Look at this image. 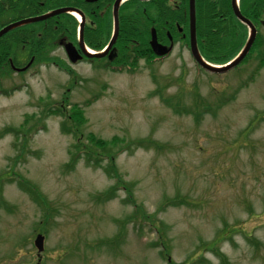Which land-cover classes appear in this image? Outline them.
Segmentation results:
<instances>
[{
    "label": "rangeland",
    "instance_id": "374dc122",
    "mask_svg": "<svg viewBox=\"0 0 264 264\" xmlns=\"http://www.w3.org/2000/svg\"><path fill=\"white\" fill-rule=\"evenodd\" d=\"M63 55L48 52L62 65ZM256 55L218 77L179 44L130 72L97 58L0 80V264H38L39 234L41 264H264V67ZM75 136L103 144L120 186L86 166L79 145L75 170L64 168ZM103 150L91 165L110 166L97 156ZM20 181L48 199L49 221ZM135 202L164 225L168 253L153 246L158 233L136 218Z\"/></svg>",
    "mask_w": 264,
    "mask_h": 264
},
{
    "label": "flooded vegetation",
    "instance_id": "af4514ba",
    "mask_svg": "<svg viewBox=\"0 0 264 264\" xmlns=\"http://www.w3.org/2000/svg\"><path fill=\"white\" fill-rule=\"evenodd\" d=\"M116 0H0V33L7 27L17 24L21 21L31 20L35 18H40L45 15L60 12L54 16L48 17L47 19L30 23L21 27L12 29L11 31L3 34L0 38V69H7L13 66L15 68H22L25 66L36 67L42 66L49 62L45 57L52 53V50L59 51L62 53L64 64H57L66 66L69 62V58L66 53V47L68 43H72L76 50L81 54L80 44L76 39V35L73 34L74 21L70 13L71 10H78L85 16V27H84V40L85 43L90 45V43H103L105 40V34L102 26H105L107 16L112 17V5ZM156 1V0H153ZM161 1V0H159ZM171 9H179L182 11V5L184 3H190L191 0H162ZM207 0H195L197 13L200 11L198 2ZM238 3L241 13L244 17L251 21L257 30L256 39L254 42L253 50H257L261 45L260 41L256 42L257 38L264 33V0H208L211 4L213 13L211 16L213 20L215 18L216 27L212 30V39H202L201 43L208 45L207 48L219 49V50H241L242 47L239 46L240 39H234V36H240L239 31L231 30H219V26L225 23L224 17L229 19L231 25L239 27V24L247 29V34L249 32L248 27L240 22L234 15L233 3ZM221 2V4H220ZM199 3V4H200ZM255 8L250 9L251 6ZM134 10V11H133ZM134 13H130L129 16H136L135 8H132ZM176 11V10H175ZM186 17L189 16V5L188 9L184 11ZM152 13H158L155 9ZM184 13V15H185ZM238 22L233 21L234 19ZM97 21V25L100 28V34L97 36H89L91 32H95L98 28H89ZM179 25V22H177ZM233 25V26H234ZM62 30H61V29ZM173 35L168 33V38L164 37L162 30L158 36L159 43L164 46H170V41L175 45L176 43L183 46L189 47V35L182 31L181 36L176 39V33L174 31ZM14 33L18 35L13 36ZM171 35V39H169ZM199 33L197 29V43L199 46ZM247 41V39H246ZM115 46V50H114ZM110 49L109 53L105 56L106 60L111 57L118 56V48L114 45ZM16 50H21L17 55L12 57L10 52H15ZM16 59L17 65L14 62ZM94 62V59L83 58L82 61Z\"/></svg>",
    "mask_w": 264,
    "mask_h": 264
},
{
    "label": "trees",
    "instance_id": "16d2710c",
    "mask_svg": "<svg viewBox=\"0 0 264 264\" xmlns=\"http://www.w3.org/2000/svg\"><path fill=\"white\" fill-rule=\"evenodd\" d=\"M200 1L198 2V5L200 7V11L197 13V29H198V33H199V49H200V53L201 55L210 63L216 64V65H223L227 62H229L232 58H234L237 53L238 50H219V49H211L210 47H208V45L202 44L201 40L202 39H212V30L215 29L216 25V20L211 16V14L213 13V10L211 8V4H209L208 0L207 1H203L200 4ZM221 4V2H220ZM136 6L135 11L137 12L136 16H129L130 12H127L131 7ZM183 7L181 8L182 11L179 12V9H171L167 6L166 3H164L162 0H156V1H151L149 3H144V2H140L138 0H132L130 2H127L126 4H124L121 7V23H120V32H119V36L117 39V42L115 43L116 48H118V52L120 56H125L123 62H119V66L115 67L116 71H123L124 69H126L128 72L132 71L133 67L136 65V63H138L140 61V59H145L147 61V63H152V59L154 58V55H152L151 53H144L145 48L148 47L149 45V39H150V34H151V30L152 28H156L158 35H160V31L162 30L164 37L168 38V33H170L171 35H173L174 31L175 33L182 29L184 30V32L186 33L188 31V26L185 25L189 19L186 17V13L184 11H186L188 9V3H184L182 5ZM154 7V9L156 11H158V17L153 18L152 17V13H151V8ZM255 8L257 10V8L253 5L250 7V9ZM176 10V11H175ZM185 13V15H184ZM140 15L138 18L137 16ZM226 20H229L227 17H224ZM188 19V20H187ZM234 19V17H233ZM235 22H237L235 19L233 20ZM177 22H179V25L177 24ZM186 22V23H185ZM229 22V21H228ZM238 23V22H237ZM234 25V24H233ZM229 23L221 25L225 28H222L221 26H219V30H235V31H240L241 37H242V44L244 43L245 37L244 34H246V31L244 29V27L242 25L239 24V27H236L235 25L233 26ZM99 26L97 25V21H95V23L93 24V26L91 27L90 25H87V29L89 28H98ZM111 27H112V21H111V17L107 16L106 18V23L105 26H102L103 30H104V34H105V40L103 43L99 44V43H90V46L92 48H95L97 50L102 49L106 43H107V39L109 37V34L111 33ZM244 33V34H243ZM181 36V35H180ZM132 46L134 47L133 50H130V47ZM240 46V44H239ZM114 50H115V46H114ZM21 50H16L14 53L11 52L10 54H12L13 56L17 55L18 52ZM144 51V52H143ZM250 54H253V51L250 52ZM249 54V56H250ZM256 56L259 58L260 62H261V66L264 67V52L263 51H256ZM248 56V57H249ZM46 59L50 60L49 57H45ZM250 58V57H249ZM248 58V59H249ZM247 59H245L244 61H246ZM118 61V60H116ZM121 61V60H119ZM15 64L17 65L18 62H16V59H14ZM33 68V67H32ZM65 72H68L67 69L62 68ZM8 92H5V94H7ZM67 99H64L63 101L66 102ZM76 109H74V115L76 117L82 118V110L78 107L75 106ZM253 124V123H252ZM252 124L250 126H252ZM66 125L64 123H62L61 125V130L62 132H64ZM43 128V127H42ZM76 137V136H75ZM90 140V145H86V144H81L80 142L82 141V137H76V142L73 144L72 149L69 150V154H70V160L66 163V165L64 166V168L66 170H75V166H76V162H78V160L80 159L78 156V154H76L77 149L79 148V146L82 148V150H80L82 153L81 155H85L86 158H84V162L86 164V166L88 167H92L95 169H102L105 174L107 175L108 178L114 180L115 184L114 186H120L119 182H120V176L118 175L117 172V168L115 167L113 161H114V157H112V155H108L105 150H103V144L100 145V142H97L96 139L93 136L89 137ZM147 140L142 139V140H138L135 144L138 148H145V143ZM79 145V146H78ZM103 150V151H99L97 152V156L98 157H104V158H110V166L109 167H101L99 165H91V162L93 159L92 154H94L95 150ZM78 155V156H77ZM21 184V189L24 191H27L30 195V198L32 199V201L34 203H36L38 206H40V208H42L43 212L45 213L46 219L49 221V219H51V209L52 207H50V202L48 201V199L43 195L42 192L39 193H35L32 190L27 189V186H32L30 183L28 185V183L26 181H20ZM114 191V188L110 191H106L105 193H103L102 195L105 197H108L112 192ZM99 199H102L101 195L98 196ZM172 203V201H169L168 203H166L162 209L165 208V206H168ZM134 206L136 209V213L135 216L136 218L140 219V220H144L147 222H150L152 224V226L155 227L157 233H158V237H159V242L156 241L153 246L154 247H158L161 248L160 250V254L164 255L165 253H168V241H167V237L165 234V230H164V225L161 223V221L158 220V218L156 217V215L150 214V215H146L143 213V206L140 207L139 205H137V203H134ZM224 234V231L218 234V237L212 241L209 245L211 246V251L215 252V244L220 240V238L222 237V235ZM163 248V250H162ZM169 264H172L171 261H169ZM182 264H188V262H184Z\"/></svg>",
    "mask_w": 264,
    "mask_h": 264
},
{
    "label": "water",
    "instance_id": "95a60500",
    "mask_svg": "<svg viewBox=\"0 0 264 264\" xmlns=\"http://www.w3.org/2000/svg\"><path fill=\"white\" fill-rule=\"evenodd\" d=\"M122 1L123 0H117L116 3H115V7H114L115 32H114V36H113V39H112L109 47H111L112 44H114V42L116 41V39L118 37V31H119L118 30V10H119V6H120ZM233 8H234L235 15L241 21H243V22H245V23H247V24H249L251 26L249 21L246 20L241 15V13L238 10L237 6L234 5ZM190 10H191V13H190L191 52H192L193 57L201 65V67L204 68L205 70H207L208 72H211V73H224V72H227L230 69L236 67L237 65H239L241 63V61L245 58V56L248 54V52H249V50H250V48L252 46V43H253V40H254V34H255L254 27L251 26V29H252L251 39H250L249 43L247 44L246 48L244 49V51L239 55V57L236 60H234L231 64H229L227 66L215 67V66H212V65L208 64L207 62H205L203 60V58L201 57V55H200V53L198 51V48H197L196 20H195L196 18H195L194 0H191ZM57 13L58 12L49 14L47 16L45 15V16L40 17V18H35V19H31V20H25V21H22L21 23H17L15 26L7 27L4 31H2L0 33V36H2L5 32H7L8 30H10L13 27H16V26L21 25V24H26V23H29V22L40 21V20L46 19V18H48L50 16H53L54 14H57ZM151 47H152L153 51L159 56H165L171 51V47L170 48H166V47L161 46L160 44H158L157 39H156L155 31H153V33H152ZM67 51H68L69 56L71 57V59L74 62L79 59L80 56H77V51L75 50V48L73 46L68 45L67 46ZM86 54H88L89 56H93V55H91L89 53H86ZM104 54L105 53H101V54H97L96 56L102 57ZM44 241H45V237L43 235H41V234L37 235L36 238H35L34 245H35L36 249L38 250L39 254L44 251Z\"/></svg>",
    "mask_w": 264,
    "mask_h": 264
},
{
    "label": "bare ground",
    "instance_id": "6f19581e",
    "mask_svg": "<svg viewBox=\"0 0 264 264\" xmlns=\"http://www.w3.org/2000/svg\"><path fill=\"white\" fill-rule=\"evenodd\" d=\"M79 17V16H78ZM90 51V53H94L92 50H89Z\"/></svg>",
    "mask_w": 264,
    "mask_h": 264
}]
</instances>
